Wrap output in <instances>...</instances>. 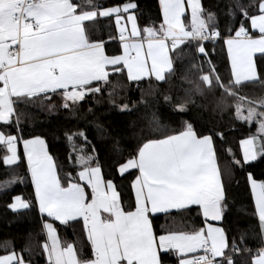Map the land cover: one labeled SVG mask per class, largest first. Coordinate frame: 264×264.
<instances>
[{
  "label": "snow or ice",
  "instance_id": "snow-or-ice-1",
  "mask_svg": "<svg viewBox=\"0 0 264 264\" xmlns=\"http://www.w3.org/2000/svg\"><path fill=\"white\" fill-rule=\"evenodd\" d=\"M73 6L75 11L69 15ZM142 12L137 0H0V159L5 166L26 161L34 186L32 198L13 195L7 207L13 212L39 213L46 264H247L246 257L250 264H264V97L253 100L242 93L249 88L264 90V0H229L221 9L228 17L223 27L203 0H158L159 24L149 17L150 23L142 26ZM178 20L189 34L185 44L209 65L207 72L200 65V78L208 83L214 77L220 92L233 97V121L242 127L256 125L255 132L239 141L241 156L230 147L217 148V140L227 143L223 130L215 125L197 128L185 119L193 94H209L197 86L186 88L183 97L163 96L179 127L161 124L153 113L149 131L155 135L144 136L134 154L116 162V173L130 179L134 205L125 206L118 184L106 178L102 158L83 130L66 133L70 151L76 153L77 171L61 176L46 137L24 136V109L43 107L59 96L61 106L74 113L80 103L98 105L107 95L118 112L131 111L138 102L116 103V90L124 86L112 74L124 73L140 89L139 102L158 91L153 80L170 83L176 62L187 54L184 45L179 51L175 48ZM73 23L77 31H70ZM102 27L108 29L106 36ZM114 43L117 50L109 53ZM217 43L227 50V79L211 59ZM60 48L79 52L63 57L54 67L44 65L37 55H57L55 50ZM189 67H197V61ZM215 107L224 110L229 102L218 97ZM88 112H94L91 105ZM228 127L233 130L235 125ZM5 129H14L15 134ZM77 138L84 143L78 144ZM119 143L116 139L113 145L118 153ZM221 150L229 157L223 164ZM237 169L254 200L259 231L251 235L244 231L230 235L226 227L229 182L239 183L232 181ZM18 183L24 179L5 178L0 189L10 190ZM195 217L201 218L200 224ZM77 227L89 252L60 234L61 229H71L75 235ZM248 239H257L258 247H249ZM8 244L0 264H33L31 253L27 259L23 254L28 249L9 250Z\"/></svg>",
  "mask_w": 264,
  "mask_h": 264
},
{
  "label": "trees",
  "instance_id": "trees-1",
  "mask_svg": "<svg viewBox=\"0 0 264 264\" xmlns=\"http://www.w3.org/2000/svg\"><path fill=\"white\" fill-rule=\"evenodd\" d=\"M74 3L80 0H73ZM102 3H111L113 0H101ZM143 9L140 24L147 26L150 23L149 17L155 20L157 24L160 20L157 19L158 14V0H137ZM83 3V0H81ZM206 8H210L217 13L221 27L227 23L228 17L221 13V9L226 8L229 0H203ZM114 31V26L113 29ZM204 30H207L205 26ZM101 34L107 35L108 29L101 28ZM187 41V40H186ZM184 45L186 56L176 62L177 72L170 77V83H159L152 81L157 87L158 91L154 96H144L141 101V91L129 82L124 73L112 74L111 78L124 86L122 89L117 88L118 95L115 97L116 103L123 102H138L131 111L124 113L118 112L108 102L107 95L101 98L100 104H95L93 101L82 102L77 106L76 111L65 110L61 106V99L59 96H54L52 101H46L43 107L29 106L24 109L22 119V128L24 129V136L31 137L32 133L42 134L46 137L49 151L59 163V173L61 176L65 172H71L75 175L77 169L73 166L75 164L76 153L70 151L71 145L66 140V133L83 130L86 132L89 140L94 144L101 156V163L104 165V172L106 178H112L118 184L119 190L122 192L123 202L125 206L134 205V195L130 187V179L120 177L116 173L115 164L117 161L122 162L130 154H134V150L140 140L150 133V122L152 114L155 113L157 119L161 124L168 125L170 128L179 127V122L175 120L174 114L170 105H167L163 99L164 95H170L173 98L183 97L185 89H195L197 86L209 94L201 97L195 93L192 96V103L188 104V112L185 114V119L192 122L197 128L202 126L211 127L215 125L224 131L227 143L222 144L217 140V148L223 149L230 147L232 151L241 156V149L239 141L245 138L249 133L256 131V125L253 124L251 128L242 127L232 120L231 103L233 97L222 94L216 87L215 78L208 82L211 85L209 89L208 83L202 80L200 65L203 64V71H208V63L200 61L196 56V51L190 45L185 44V41L178 45L177 51ZM211 47V46H209ZM109 53L115 52L117 47L115 43L107 49ZM211 59L214 62L220 75L227 79L230 75L229 59L226 47L222 43H217L215 49L211 52ZM192 61H197V67H189ZM126 72V71H125ZM187 76L186 81L183 77ZM147 88V81L142 82ZM247 96L253 100L264 97V90L249 88L242 90ZM223 97L229 102V107L224 110L216 108L217 98ZM247 103V101H239ZM54 103L55 109H50L49 105ZM91 105L94 112H88ZM235 125L233 130H229V124ZM97 125L100 127L98 128ZM12 131L14 129H5ZM119 139V148L121 152L113 150V145ZM78 144L84 142L77 138ZM87 148L88 146L85 145ZM18 151L22 152V144L18 145ZM3 156L0 150V157ZM221 163L229 159L224 151L220 152ZM259 170H257L258 173ZM18 176L24 179V183L14 185L10 190L0 189V255L7 254L5 251L6 242L9 250L28 249L23 254L27 259L31 253L33 264H46V254L42 251V244L46 241L44 232L41 230V217L37 211L22 210L13 212L7 207L12 202L13 195H22L26 198L34 196V188L31 184L30 173L28 171L27 162L23 161L19 166H5L0 159V182L5 178ZM232 181L229 182V209L227 213L226 227L230 235H238L240 232H247L249 235L253 231L258 232L257 221L254 217V200L251 195L250 187L246 184L245 176L238 169L235 170ZM196 223H201L200 217H195ZM161 223H164V218H161ZM205 226V225H204ZM60 234L62 238L76 241L78 246H83L86 252L90 251L87 241L84 239L82 230L77 227L76 234H73L71 229L66 232L61 229ZM249 247L255 249L258 247L257 239H248ZM247 264H250V259L245 258Z\"/></svg>",
  "mask_w": 264,
  "mask_h": 264
},
{
  "label": "crops",
  "instance_id": "crops-1",
  "mask_svg": "<svg viewBox=\"0 0 264 264\" xmlns=\"http://www.w3.org/2000/svg\"><path fill=\"white\" fill-rule=\"evenodd\" d=\"M75 11V7H70L68 9L69 15H71L73 12ZM54 19H58V17L54 16ZM178 27L175 30V36H176V40H175V47H177L178 45H180L181 43H183L184 41L189 39V34H186L184 32L183 26H179L180 22L179 20L177 21ZM78 29L76 28L75 23H73V25L70 27V31H77ZM159 39V38H158ZM153 43V42H150ZM173 43V41L171 39L168 40V44L171 45ZM160 45L163 46V40L160 39ZM57 52V55H50L48 52H40L37 53V55H40L42 57V62L44 65L46 66H55L58 63L62 62V58L63 57H74L77 55V53L79 52V49H71V50H66L64 48H60V49H56L55 50ZM229 66H230V61H229ZM126 71V70H125ZM34 188V186H33ZM23 209L19 210L22 211ZM206 227V225H205Z\"/></svg>",
  "mask_w": 264,
  "mask_h": 264
}]
</instances>
